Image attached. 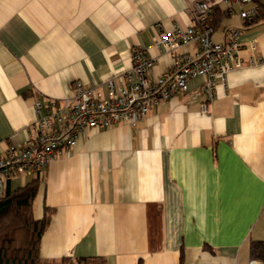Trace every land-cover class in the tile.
I'll use <instances>...</instances> for the list:
<instances>
[{"label": "crops", "instance_id": "obj_1", "mask_svg": "<svg viewBox=\"0 0 264 264\" xmlns=\"http://www.w3.org/2000/svg\"><path fill=\"white\" fill-rule=\"evenodd\" d=\"M196 1L0 0V156L25 143L35 102L70 98L76 81L106 96L104 83L131 68L134 49L156 59L152 79L169 71L173 58L154 41L191 26ZM256 6L251 22L224 1L212 10V39L239 29L244 64L211 102L197 77L135 125L90 130L48 165L33 202L36 220L44 209L50 217L41 260L251 262L250 243L264 242V0Z\"/></svg>", "mask_w": 264, "mask_h": 264}, {"label": "built area", "instance_id": "obj_2", "mask_svg": "<svg viewBox=\"0 0 264 264\" xmlns=\"http://www.w3.org/2000/svg\"><path fill=\"white\" fill-rule=\"evenodd\" d=\"M220 1L230 9L237 6L238 17L244 22L253 21L257 15L256 0H198L188 8L191 26H174L171 34L154 41V48L173 58L170 70L162 76L151 78L156 59L137 48L132 52L131 68L104 83L106 96L76 81L70 98L35 102L36 119L28 127L25 143L0 156V197L8 181L44 173L54 159L69 154L86 132L122 123L135 125L155 105L186 93L189 83L197 77L204 80L205 102H211L217 85L225 86L227 75L244 64L239 55V29L227 30L220 41L212 39L211 13ZM191 46L195 48L190 54L187 49ZM182 48L185 50L179 53ZM255 49L252 43L246 47L250 53ZM252 61L256 60L249 63ZM202 111L206 112L205 105Z\"/></svg>", "mask_w": 264, "mask_h": 264}, {"label": "trees", "instance_id": "obj_3", "mask_svg": "<svg viewBox=\"0 0 264 264\" xmlns=\"http://www.w3.org/2000/svg\"><path fill=\"white\" fill-rule=\"evenodd\" d=\"M43 179L44 173L36 174L20 189L10 191L6 187L0 197V264H105L102 258H63L54 262L39 258L40 241L50 218L48 209H44L40 220L33 216V202ZM249 254L251 262L264 264V242H251Z\"/></svg>", "mask_w": 264, "mask_h": 264}, {"label": "rangeland", "instance_id": "obj_4", "mask_svg": "<svg viewBox=\"0 0 264 264\" xmlns=\"http://www.w3.org/2000/svg\"><path fill=\"white\" fill-rule=\"evenodd\" d=\"M248 264H249V263H248ZM256 264H260V263H257V262H256Z\"/></svg>", "mask_w": 264, "mask_h": 264}, {"label": "bare ground", "instance_id": "obj_5", "mask_svg": "<svg viewBox=\"0 0 264 264\" xmlns=\"http://www.w3.org/2000/svg\"><path fill=\"white\" fill-rule=\"evenodd\" d=\"M253 264H256V262H254Z\"/></svg>", "mask_w": 264, "mask_h": 264}]
</instances>
